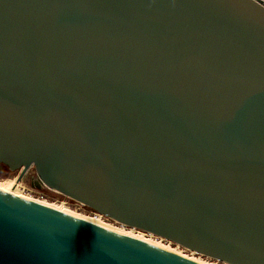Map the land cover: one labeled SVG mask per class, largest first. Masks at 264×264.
<instances>
[{
  "label": "water",
  "instance_id": "water-1",
  "mask_svg": "<svg viewBox=\"0 0 264 264\" xmlns=\"http://www.w3.org/2000/svg\"><path fill=\"white\" fill-rule=\"evenodd\" d=\"M0 165L264 264V0H0ZM0 264L202 263L0 188Z\"/></svg>",
  "mask_w": 264,
  "mask_h": 264
},
{
  "label": "rangeland",
  "instance_id": "rangeland-1",
  "mask_svg": "<svg viewBox=\"0 0 264 264\" xmlns=\"http://www.w3.org/2000/svg\"><path fill=\"white\" fill-rule=\"evenodd\" d=\"M20 170L10 171L7 167L0 165V180L7 178H14L16 181L19 176ZM19 184L20 193L27 198H32L39 201H45L50 205L61 206L63 205L70 211H73L75 214L91 219H96L101 221V223L106 224L107 226L114 227L119 230H123L129 233L142 235L144 238L160 243L174 251H177L187 257L197 259L207 264H226L224 262L212 259L210 257L201 255L194 251H190L178 244L165 240L164 238L155 236L148 232H144L142 230H138L135 228L127 227L123 224L115 222L114 220L102 216L96 211L88 208L70 198L63 196L57 191L47 187L43 184L37 177L35 170L31 167L26 174L22 177V179L17 183Z\"/></svg>",
  "mask_w": 264,
  "mask_h": 264
},
{
  "label": "bare ground",
  "instance_id": "bare-ground-1",
  "mask_svg": "<svg viewBox=\"0 0 264 264\" xmlns=\"http://www.w3.org/2000/svg\"><path fill=\"white\" fill-rule=\"evenodd\" d=\"M0 188H2V189H4V190H7V191L12 190L13 193L18 194V195H20V196H24V195H22V194L20 193V190H19V184L16 183V181L14 180V178H7V179H2V180H0ZM24 197H26V196H24ZM31 199H32V198H31ZM33 200H35V199H33ZM36 201H37V202H40V203H42V204H45V205H47V206H50V207L56 208V209H58V210H61V211H63V212H67V213H69V214H72V215L78 216V217H80V218H83V219L88 220V221H90V222H93V223H95V224H98V225L104 226V227L109 228V229H111V230H116V231H118V232H121V233H124V234L130 235V236H133V237H135V238H139V239L144 240V241H146V242L152 243V244H154V245H156V246H159V247H162V248H165V249L171 250V251H173V252H176V253H178V254H181V253H179V252H177V251H174L173 249H170L169 247H166V246H164V245H162V244H160V243H157V242H155V241H152V240L146 239V238H144L142 235L129 233V232H126V231H123V230L116 229V228H114V227L107 226L106 224L101 223V221L96 220V219H91V218H87V217H83V216L81 217V216L75 214L73 211L68 210V209L65 208L63 205H61V206L58 207V206H55V205H50V204H48V203H45V201H39V200H36ZM181 255H183V254H181ZM183 256H185V255H183ZM185 257H187V256H185ZM188 258H190V257H188ZM190 259L195 260V261H197V262H200V263H202V264H207V263H204V262L199 261V260L194 259V258H190Z\"/></svg>",
  "mask_w": 264,
  "mask_h": 264
}]
</instances>
